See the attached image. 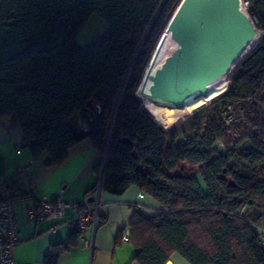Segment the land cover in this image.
I'll return each mask as SVG.
<instances>
[{
  "label": "trees",
  "instance_id": "1",
  "mask_svg": "<svg viewBox=\"0 0 264 264\" xmlns=\"http://www.w3.org/2000/svg\"><path fill=\"white\" fill-rule=\"evenodd\" d=\"M180 1L0 0V118L11 117L22 146L34 158L47 154L49 166L88 138L101 156L106 152L103 166H94L97 174L103 167V191L136 186L162 206L150 217L133 214L130 264H166L174 256L188 264H264V96L228 129L212 117L183 138L157 125L136 94L155 40ZM247 1L262 33L232 63V82L260 93L264 0ZM92 13L108 28L78 45ZM229 94L235 96L231 84L208 102ZM247 138L251 145L240 146ZM78 235L72 228L68 243L52 245L45 264H56Z\"/></svg>",
  "mask_w": 264,
  "mask_h": 264
},
{
  "label": "crops",
  "instance_id": "2",
  "mask_svg": "<svg viewBox=\"0 0 264 264\" xmlns=\"http://www.w3.org/2000/svg\"><path fill=\"white\" fill-rule=\"evenodd\" d=\"M76 127L84 131L81 118H77ZM22 137V130L11 117L0 118V180L13 177L17 166L33 161L32 199L14 204L19 242L13 249L11 264H45L52 245L66 244L70 240L72 228H75L68 224L71 210L66 209L62 219L33 220L26 215L27 207L44 196L53 200L60 190H63V201H81L86 192L101 181L103 167L97 174L94 166L98 163L103 166L104 155L97 152L88 138H83L70 147L62 163L49 166L45 163L47 154L34 158L22 146ZM16 144H20L18 149ZM100 199L107 208L101 210L98 227L95 231L87 228L82 238L78 235L74 243L59 255L56 264H130L136 247L124 238L129 237L133 214L138 212L150 217L162 208L136 186H130L120 194L102 190ZM53 221L59 222L54 229L51 227ZM166 264L188 263L174 256Z\"/></svg>",
  "mask_w": 264,
  "mask_h": 264
},
{
  "label": "water",
  "instance_id": "3",
  "mask_svg": "<svg viewBox=\"0 0 264 264\" xmlns=\"http://www.w3.org/2000/svg\"><path fill=\"white\" fill-rule=\"evenodd\" d=\"M166 27L179 44V57L165 58L152 76L146 73L141 94L170 102L195 92L205 96L207 85L230 69L256 34L240 0H181Z\"/></svg>",
  "mask_w": 264,
  "mask_h": 264
},
{
  "label": "rangeland",
  "instance_id": "4",
  "mask_svg": "<svg viewBox=\"0 0 264 264\" xmlns=\"http://www.w3.org/2000/svg\"><path fill=\"white\" fill-rule=\"evenodd\" d=\"M240 6H246L245 14L254 24L255 30L259 32V35H261L262 32L260 28L257 26L256 22L248 11L250 6L249 2L247 0H240ZM166 25L155 40L154 47L150 52L145 70L141 77L142 80H140V83L136 89V94L142 101L143 108L153 117L157 125L162 127L164 130H168L173 127L174 132L183 138L194 137L198 132L197 129H200V127H202L205 122L212 117L221 119L223 123H230L232 120H234V122H241L245 118L247 111L251 110L255 104H259L258 101H260V98L264 96V89H262L260 93H251L250 89L244 85H240L234 89V83L232 82V80H234V75L231 72L233 65L222 78L212 85V87L215 89L225 85L227 88V86L231 84V91L235 96L230 98L228 97L230 96L229 94L215 100L211 104L209 101L195 108L188 114L185 113L183 107L166 106L154 101L153 98L141 94L140 87L143 86L146 68L149 69V66L152 68V66L157 61H160V57H162L164 54H175L177 51L175 44H172V40L165 36L167 30ZM107 28L108 24L106 20L100 15L92 13L86 18L78 34L76 35V43L78 45L84 46L96 38L102 36L103 33L106 32ZM256 42L257 41L253 43L255 44ZM151 84L152 82L150 81L149 85L147 84L145 86L143 91L145 94H148V88ZM259 108H261L263 111L264 105ZM177 119L179 120L177 121ZM239 145L250 146V139L247 138L241 140Z\"/></svg>",
  "mask_w": 264,
  "mask_h": 264
},
{
  "label": "built area",
  "instance_id": "5",
  "mask_svg": "<svg viewBox=\"0 0 264 264\" xmlns=\"http://www.w3.org/2000/svg\"><path fill=\"white\" fill-rule=\"evenodd\" d=\"M224 127L228 129V123H225ZM262 130L261 128H255L254 132L260 133ZM231 135L235 136L233 133ZM19 147L20 144H16V149ZM32 162L30 160L26 164L17 166L13 177L0 180V264H11L13 262V249L19 242L14 204L32 199L31 192L34 187V176L31 172ZM62 191L60 190L53 200L45 196L35 199L26 209L28 218L33 220H58L65 216L66 209H70L71 214L68 224L77 228L81 238L87 228L95 231L101 222V210L107 208V205L102 203L100 199L101 181L87 191L79 202L63 201L61 199ZM58 225L59 222L53 221L51 227L54 229ZM124 239L127 240L128 238L125 237ZM262 246L264 247V238L262 239Z\"/></svg>",
  "mask_w": 264,
  "mask_h": 264
},
{
  "label": "bare ground",
  "instance_id": "6",
  "mask_svg": "<svg viewBox=\"0 0 264 264\" xmlns=\"http://www.w3.org/2000/svg\"><path fill=\"white\" fill-rule=\"evenodd\" d=\"M245 8H246V6H240V9H241L242 12H244V14H245ZM166 29H167V27H166ZM165 36L172 40V42H173L172 44L173 45L175 44V46L177 48V51H176L175 54H169V53L168 54H164L161 57L160 61L156 65H153L152 68H150V66H149V69L146 68L147 75H148V72H150L149 76H152L157 69L161 68L162 64L165 61V58H167L169 56H172V57H174V59H178V57H179V44L171 37L170 31L168 29L166 30ZM259 36H260L259 32L256 31V34H255L254 38L245 46V48H244L243 52L240 54L239 58L245 52H247L252 47V45H254L253 42L257 41L259 39ZM225 73L222 76H220L219 78H217L216 80L212 81L211 83H209L207 85V94L205 96H202V95L198 94L197 92H195L192 95L186 97L185 99H183L182 101H179V102H170V101L162 100V99H159V98H153V100L158 102V103H160V104L166 105V106L183 107L184 110H185V113L188 114L192 110H194L195 108L201 106L202 104L208 102L213 97H215V96H217V95H219V94H221L222 92L225 91V89H226L225 85H222L219 88H215V89H214V87H212V85L215 82H217L220 78H222L225 75ZM150 81L151 80L148 78L147 82H146V85L147 84L149 85ZM139 91H140V89H139ZM178 120L179 119H177V121Z\"/></svg>",
  "mask_w": 264,
  "mask_h": 264
}]
</instances>
